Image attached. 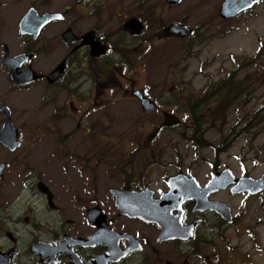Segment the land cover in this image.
Instances as JSON below:
<instances>
[{
	"label": "flooded vegetation",
	"instance_id": "flooded-vegetation-1",
	"mask_svg": "<svg viewBox=\"0 0 264 264\" xmlns=\"http://www.w3.org/2000/svg\"><path fill=\"white\" fill-rule=\"evenodd\" d=\"M39 1L44 6L30 8L59 17L36 37L20 33L23 15L0 13V264H240L226 250L222 231L236 222L235 213L228 223L213 210L196 208L192 193L169 211L178 220L175 231L152 213L158 214V200L176 175L193 178L203 194L213 177L209 159L207 174L196 164L203 143L194 139L216 127L206 107L217 95L175 97L162 92L158 78L146 89L141 85L148 78L141 84L136 78L153 58L160 63L172 43L189 51L185 36L167 32L173 24L184 25L180 19L166 21L164 7L174 6L165 0H74L55 10L45 6L48 0ZM132 19L139 31L127 26ZM67 30L72 43L62 37ZM6 48L11 57L23 55L13 69ZM61 64L56 77L52 73ZM23 74L27 82L19 78ZM142 97L149 100L146 106L153 103L151 109L145 110ZM165 99L171 111L162 109ZM125 100L138 102L150 122L172 117L170 131L188 141L166 143L163 126H135L153 138L150 147L138 134L133 155L115 156V142L104 137L112 127L100 125L99 116ZM107 113L131 115L119 109ZM233 185L210 192L208 200H219L212 197L216 193L248 195L232 192Z\"/></svg>",
	"mask_w": 264,
	"mask_h": 264
},
{
	"label": "rangeland",
	"instance_id": "rangeland-1",
	"mask_svg": "<svg viewBox=\"0 0 264 264\" xmlns=\"http://www.w3.org/2000/svg\"><path fill=\"white\" fill-rule=\"evenodd\" d=\"M222 2L183 0L178 6L173 5L170 11L164 7L168 23L180 19L193 30L190 34L192 38H184L186 45L191 46L186 51L178 43H172L164 49L160 63L153 58L145 72L139 73L136 78L139 84L142 83V77L148 78L141 85L145 89L155 87L150 86L149 83L153 82L151 79H160L162 92L167 95L173 93L177 97L207 92L211 97L219 82L231 75L232 81L241 85L237 89L232 87L229 92L224 89V93L230 95L221 101H207L206 110L215 116L216 127L208 133L196 135L194 140L203 143L196 149V164L205 174L210 169L207 164L209 159L212 174L215 170L228 168L237 177L260 178L264 176V4H257L235 17L222 19L218 16ZM62 3L66 5H60ZM73 3L74 0H48L45 6L58 10L70 7ZM33 4L38 6L40 1L0 0V13L22 16L30 6L34 7ZM128 5L131 3L128 2ZM164 23L168 24L165 19ZM171 87L173 89L169 91ZM117 94L122 96L121 93ZM155 95L153 93V97ZM169 105L171 102L166 99L161 102L162 109L171 111ZM205 106L206 103L203 108ZM115 109L131 115L109 118L107 111ZM179 110L183 113L185 106H180ZM252 116H256L259 123L257 120L254 122ZM172 119L162 116L157 123L150 122V113H144L134 100H125L114 107L101 109L99 116L100 125L112 127L104 137H110L115 142L119 150L115 156H123L124 152L133 155V148L138 141L135 136L139 134L135 126L147 125L148 130L163 126V142H175L180 146L186 143L188 140H184L182 135L177 136L170 131ZM72 125L69 126L70 130ZM140 136L141 141H144L143 146L150 147L153 141L150 134ZM212 197L225 201L232 208V213L237 215L234 224L224 225L222 229L228 253L233 254L240 264H264V192L235 196L224 192ZM213 221L218 223L216 218Z\"/></svg>",
	"mask_w": 264,
	"mask_h": 264
},
{
	"label": "water",
	"instance_id": "water-1",
	"mask_svg": "<svg viewBox=\"0 0 264 264\" xmlns=\"http://www.w3.org/2000/svg\"><path fill=\"white\" fill-rule=\"evenodd\" d=\"M75 1L78 2L79 0H75ZM166 1L168 3H173L175 5H178L181 2V0H166ZM258 1H260V0H224L220 6L218 13L222 18L226 19V18L235 16L238 13H240L241 11H244V10L252 7ZM58 17H59V15L56 13H48V12L44 13L42 15H39V14H37V12L34 9L30 8L24 14V16L21 18V20L19 22L20 33L23 35L24 34H27V35L28 34H34V36L36 37L37 34L39 33V31L41 30V28L45 24H47L52 19H55ZM127 26H129V28H132V26L134 28L137 27V31H139L141 29V25L137 22L136 19L130 20L127 23ZM169 31L173 35L185 36V35L189 34L190 29L185 25L173 24L170 26V28L167 29V32H169ZM62 37L64 40H67L68 42H71V43L74 42V40H75V37L71 36V33L68 30L63 33ZM5 54L7 55V57H9L8 63L12 69L14 68L17 60L23 56V55H18L15 57H11L7 48L5 49ZM62 65L63 64H61V66L56 68V70L52 74L55 73L56 77L60 76V73H57V72L58 71L60 72V70L61 71L63 70ZM12 74L15 75L13 72H12ZM20 77H22V78L24 77L23 80H25V82H27L29 80L25 74L20 75ZM15 78H16V75H15ZM33 78H38V76H35ZM140 93L141 92H136V95L141 96ZM151 108H152V106H145V109H147V110H149ZM7 119H8V117H7ZM7 122L9 123V125H11L9 120H7ZM179 177H181V176H177L176 178H172V179L176 180ZM234 180H236V182L238 183L236 185V187L233 188L234 192H241V191L246 190L249 193L254 194L256 192L264 190V176L261 178H258V179H253V178H248V177L235 179L232 177L230 170H224L223 172L215 173L213 178H212V181H211V186H214L216 189H219L220 186H221L220 188L227 187ZM190 181L194 182L193 179H190ZM194 183H196V182H194ZM170 187H171L170 191L167 194H165V196H163L162 199L165 197H168L170 195V192L176 193L180 190V186L177 184H171L170 183ZM197 204H198V202H197ZM208 204H209V206H206L207 208L209 207L210 209L217 211L226 221H228V222L232 221L231 210L224 202L209 201Z\"/></svg>",
	"mask_w": 264,
	"mask_h": 264
},
{
	"label": "trees",
	"instance_id": "trees-1",
	"mask_svg": "<svg viewBox=\"0 0 264 264\" xmlns=\"http://www.w3.org/2000/svg\"><path fill=\"white\" fill-rule=\"evenodd\" d=\"M230 78H231V75L226 80H222L219 82L217 89H216L215 93L213 94V95H217L218 101H221L230 95V94L224 93L225 92L224 89L228 90V92H229V91H231L232 87H234L236 89L239 87L238 84L234 83L233 81H230ZM229 82L234 84V86L230 85ZM187 103H189V102H187Z\"/></svg>",
	"mask_w": 264,
	"mask_h": 264
},
{
	"label": "bare ground",
	"instance_id": "bare-ground-1",
	"mask_svg": "<svg viewBox=\"0 0 264 264\" xmlns=\"http://www.w3.org/2000/svg\"><path fill=\"white\" fill-rule=\"evenodd\" d=\"M187 190H188V193H192L196 197L198 203L203 202L202 193L200 191H195L192 187L187 188Z\"/></svg>",
	"mask_w": 264,
	"mask_h": 264
}]
</instances>
